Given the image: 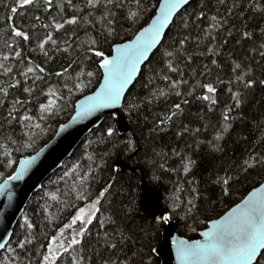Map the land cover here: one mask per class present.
<instances>
[{
  "label": "trees",
  "instance_id": "obj_1",
  "mask_svg": "<svg viewBox=\"0 0 264 264\" xmlns=\"http://www.w3.org/2000/svg\"><path fill=\"white\" fill-rule=\"evenodd\" d=\"M157 2L143 0L149 6ZM124 3L126 10L137 11L135 0H124ZM85 4L86 0H71V4L69 0H53L49 7L46 0H36L34 5L20 8L19 0H0V63L13 70L5 75L0 69V88L9 93L4 98L0 92V182L17 167V164L9 166L7 163L4 146L12 152L7 159L18 161L31 155L48 143L57 128L73 114V102L61 106V101H57V114L39 119V105L55 100L47 95L49 89H59L57 95L67 96L65 84L72 87L73 79L87 71L96 72L92 85L85 93L74 94L71 101L91 93L97 86L101 76L97 71L98 58L89 48L92 40L100 41L103 50L108 52L110 45L131 38L137 28L146 26L151 14L150 8L137 24L131 25L120 10H114L119 35L105 43L99 33L106 24L100 22L99 12L90 16L91 10L86 9ZM13 7L17 9L15 13L10 10ZM73 15L83 20L77 25L65 24L58 31L44 27L45 24L63 23ZM13 28L23 30L30 39L23 41L14 37ZM244 32H248L249 37L246 38ZM47 34H51L57 44L49 43L40 49L38 45ZM262 46L264 0H192L177 15L123 103L122 112L140 148L137 149L132 134L118 132L115 117L106 119L101 127L86 136L72 157L32 197L8 246L0 253V264H41L50 239L59 236L60 228L70 222L75 208L83 206L84 202L78 199L81 193L88 192L94 199L108 185L111 188L101 202L97 220L88 225L83 247L77 246L81 264H105L106 261L117 264L125 255L134 259L135 264L147 260L149 248H155L161 240L163 224L141 212L140 172L115 168L121 158L133 152H136L133 165L143 170L150 185L163 190V205L176 223L178 234L196 239L203 230L197 221L219 217L253 187L264 182V163L247 172L241 170L249 156L264 160ZM16 51L21 52L22 59L15 56ZM168 52L173 55L167 56ZM3 56L10 59L5 61ZM169 64L177 71H169ZM235 64H240L241 69H235ZM29 66L43 67L45 71L39 73L42 78L34 81L37 73L22 75ZM58 72L65 75L57 76ZM250 78L256 83L246 88L245 82ZM17 81L19 87H9ZM173 82L178 87L173 88ZM205 84H212L217 91L209 94L203 87ZM23 88H32V94L24 92ZM161 91L167 95H159ZM236 92L241 93L239 107L233 99ZM205 95H211L216 103L203 100ZM15 99L26 101L20 106V114L33 115V122L41 124L42 131L33 128V132L39 134L31 149L15 151L5 140V136L17 139L20 135L18 125L4 123ZM177 103L181 111L169 122L165 118L176 111ZM225 114L230 116L229 121H224ZM161 119L165 120L163 125ZM225 125L227 133L222 132ZM109 128L113 130L110 137L106 135ZM216 135L224 136L217 142L222 151H215L209 143ZM188 157L195 161V166L185 175L183 167ZM249 162L255 163V160ZM225 175L238 177L231 181L229 196H224L221 185L214 183ZM82 181L87 183L82 184ZM193 187L198 189L200 198L194 201L195 207L186 215V201L195 195L190 192ZM121 235L125 237L122 243ZM26 240L31 243H26L24 249L19 248L18 242ZM109 243H117L118 248L111 249ZM70 256H77V252L65 254L63 264H69ZM151 260L152 264H160L154 254Z\"/></svg>",
  "mask_w": 264,
  "mask_h": 264
},
{
  "label": "snow or ice",
  "instance_id": "obj_2",
  "mask_svg": "<svg viewBox=\"0 0 264 264\" xmlns=\"http://www.w3.org/2000/svg\"><path fill=\"white\" fill-rule=\"evenodd\" d=\"M190 0H158L155 5H146L143 0H135V6L137 11L126 10L124 0H86V9L91 10L89 15L93 12L100 13V22L106 24V27L99 33L100 39L107 43L109 40L114 39L119 35L118 28L115 25V21L118 19L113 13L114 10H120L124 19L130 22L131 25L137 24L141 16L144 13L150 11L146 26L141 25L132 34L131 38L122 40L119 43L110 45L108 52L104 51L100 41L93 39L91 45H89L92 55L98 58L97 71H99L101 79L97 82V86L91 92V94H84L82 99L77 101H71V97L74 94H83L88 89L96 76V72L87 71L82 72L76 76L72 81V87L67 88V96L57 95L59 89H49L47 95L55 97V100H48L47 103H41L39 105V119L44 120L47 116H54L57 114V101H61V106L66 102H73L76 110V119L84 120L96 113L101 112L104 109L116 108L121 103V99L124 96L129 85L134 81L137 76L140 66L147 60H149V54L161 46L162 38L165 35V30L169 28L173 22L174 17L177 16L182 6L188 5ZM36 0H19V7L23 8L27 5H34ZM46 3L51 7L53 0H46ZM71 4V0H69ZM13 13L17 11L16 8L10 9ZM107 13V15H105ZM37 19H39L37 17ZM83 20L82 17L78 18L73 15L71 19L64 20L63 23H55L52 25L45 24L44 27H52L55 30H60L67 25H77ZM215 20V17H213ZM185 27L187 23L185 22ZM215 27V25H213ZM14 37L20 38L23 41L30 39L29 35L23 30L12 29ZM243 35L249 37L248 32H244ZM51 43L56 45L57 41L53 39L51 34H47L46 39L39 43V48L44 49L46 44ZM264 47V46H262ZM14 50V49H13ZM67 51V48H65ZM45 55L47 53L45 52ZM171 57L172 52L166 53ZM261 56H264V51L260 52ZM15 56L18 59H22L21 52L16 51ZM3 60L10 59L9 56H3ZM90 59V57H89ZM213 63H215L213 61ZM235 69H241L240 64H235ZM0 69H3L4 74L7 75L13 70L11 67H5L0 63ZM169 71L175 72L176 68L168 65ZM45 69L40 66L27 67L26 72H22V75L28 76L29 73H37L34 76V81L41 79L39 73H43ZM67 69H65V73ZM65 73H56L57 76L63 77ZM247 76V72L244 73ZM167 79V77H164ZM243 79V77H239ZM256 81L249 79L245 82L246 88L254 86ZM264 83V81H261ZM20 86V82L15 84H9L10 88H16ZM172 87H178L173 82ZM207 89L209 94H214L217 90L212 84L203 85ZM23 91L32 94V88H23ZM0 92L3 93V97L7 98L9 93L7 89L0 88ZM161 96H166L167 93L161 91ZM176 95H180L176 92ZM205 101L215 104L216 100L211 95H205L202 97ZM236 101L235 106L239 107L241 103V93L236 92L233 96ZM26 103L24 100L15 99L12 102V107L7 111L4 123L12 125L15 123L20 128V135L17 139H13L11 136H5V140L14 146L15 151H22L24 149L33 148L35 140L38 138L39 133H34L33 128L41 130L40 123H34L33 115L20 114V106ZM176 111H172L165 118L167 121H171L173 117L177 116L181 111V105L175 104ZM231 112V108L228 109ZM224 121H229L230 116L225 114ZM164 119H161L160 123L163 125ZM199 131V129H197ZM223 133L228 132V127L225 125L222 128ZM107 136L113 135V130L109 128L106 132ZM224 139L223 135H216L210 144H213L215 151H222V148L217 142ZM41 152L43 149L40 150ZM12 152L8 151L7 146H4V156L9 166L18 164V169L15 170L14 175H9L4 184L0 185V191L7 188L9 181H20L25 178L29 171L36 165L39 154L28 155L26 158L18 161L7 159L11 157ZM255 160V163L249 161ZM264 163L260 157L249 156L248 160H245L241 165V170L247 172L250 168H255L258 165ZM195 166V161L190 157L187 158V163L184 164L183 171L185 175L191 172ZM238 179V177H232L225 175L214 181V183L221 185L222 193L224 196H229V189L232 187L231 181ZM87 183V181H82ZM192 183H197L193 181ZM111 185L106 186L102 191H99L94 199L90 198V193L82 192L78 199L82 200L83 206H77L74 214L72 215L70 222L63 225L59 230V236H53L50 242L46 246V254L42 256L41 264H63L64 255L73 251L77 252V256L69 257V264H81L79 258V250L77 246L83 247V241L85 234L89 232L88 225H91L93 221L97 220V214L101 211V202L106 197ZM191 193H194L192 199L187 200L188 205L187 212H191L195 207L194 201L199 199L198 189L193 187L190 189ZM179 199V198H177ZM175 212V209H173ZM171 215L161 214L159 218L160 224H166L171 220ZM101 225L103 221L99 222ZM198 225L203 226V230L199 231V239H185L183 237H176L171 240V246L174 249L176 264H264V183L259 186L253 187L245 197L231 207L230 210L220 215L219 218L206 217L203 220L197 221ZM196 231L195 228L192 229ZM65 232L69 233V236H65ZM70 237V238H69ZM125 237L121 235V241L123 242ZM67 240L68 243L64 241ZM26 243H31L30 240L25 242H18V247L24 249ZM5 244L0 243V248H5ZM109 247L113 250L118 248L117 243H109ZM15 251V249H9ZM156 252L155 248H149L147 260L142 259L141 264H152L151 256ZM10 264V262H6ZM105 264H111V261H106ZM117 264H135L134 259L130 260L127 255L118 260Z\"/></svg>",
  "mask_w": 264,
  "mask_h": 264
},
{
  "label": "water",
  "instance_id": "obj_3",
  "mask_svg": "<svg viewBox=\"0 0 264 264\" xmlns=\"http://www.w3.org/2000/svg\"><path fill=\"white\" fill-rule=\"evenodd\" d=\"M191 1L192 0H190L189 4ZM188 5L182 6L180 12ZM176 17L177 16L174 17V20ZM171 26L165 30L162 42ZM159 47L160 46H158V48ZM157 49H154L153 52L149 54V60ZM149 60L145 61L140 66L137 76L126 90L121 99L120 105L116 108L104 109L84 120L76 119V110L74 107V112L69 120L57 128L53 138L38 151L31 154H39V159L25 178L20 181H9L7 188L0 191V243L5 244L6 247L8 246L14 230L32 197L39 192L43 184L50 178V176L58 171L64 163L72 157L86 136L92 133L95 129L101 127L106 119L115 117L118 132L121 135L132 134L135 143L137 144V149L140 148L137 137L134 135L125 115L122 112V107L127 94L136 83L143 67ZM41 149H43L42 152L40 151ZM135 154L136 152H133L128 157L121 158L117 162L115 168L120 171L140 172L139 199L142 214L153 219H159L161 214L170 215L167 208L163 205V190L157 186L150 185L143 170L131 163ZM26 157L27 156L22 157L21 159ZM17 169L18 164L15 170ZM14 173L15 171L11 175H14ZM7 178L8 176L0 182V185L4 184ZM230 208L228 210H230ZM176 237L182 236L178 234L176 223L173 220H170L168 223L162 225L161 240L155 247L156 252L153 253L154 256L160 260V264H176L174 249L171 246V240ZM199 238L200 237L198 235L196 239ZM5 248H0V253H2Z\"/></svg>",
  "mask_w": 264,
  "mask_h": 264
},
{
  "label": "rangeland",
  "instance_id": "obj_4",
  "mask_svg": "<svg viewBox=\"0 0 264 264\" xmlns=\"http://www.w3.org/2000/svg\"><path fill=\"white\" fill-rule=\"evenodd\" d=\"M132 161H133V159H132ZM132 161H131V163H132ZM133 164V163H132ZM65 236H69V233L68 232H65ZM70 238V237H69ZM65 243H68V241L67 240H65L64 241Z\"/></svg>",
  "mask_w": 264,
  "mask_h": 264
}]
</instances>
